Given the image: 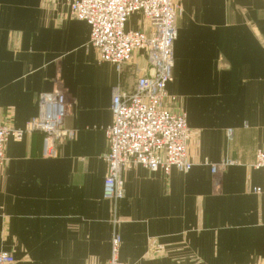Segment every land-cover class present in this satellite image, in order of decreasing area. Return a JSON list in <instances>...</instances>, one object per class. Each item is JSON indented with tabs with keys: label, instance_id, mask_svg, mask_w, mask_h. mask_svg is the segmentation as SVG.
Segmentation results:
<instances>
[{
	"label": "crops",
	"instance_id": "0c3cea01",
	"mask_svg": "<svg viewBox=\"0 0 264 264\" xmlns=\"http://www.w3.org/2000/svg\"><path fill=\"white\" fill-rule=\"evenodd\" d=\"M69 0H0V123L23 129L61 89L73 136L44 157L43 135L4 144L0 253L12 264H106L114 231L123 264H264V1L177 0L166 91L190 131L188 172L124 169L120 221L103 199L115 88L149 74L145 53L118 73L88 45ZM128 30H148L141 15ZM231 131V136H227ZM232 164L212 175L211 166Z\"/></svg>",
	"mask_w": 264,
	"mask_h": 264
},
{
	"label": "built area",
	"instance_id": "2783aa9c",
	"mask_svg": "<svg viewBox=\"0 0 264 264\" xmlns=\"http://www.w3.org/2000/svg\"><path fill=\"white\" fill-rule=\"evenodd\" d=\"M68 9L71 17L89 26L88 45L96 50L99 61L111 63L120 73L132 54L141 51L150 67L148 75L136 78L132 89L115 88L112 95V123L105 129L102 197L113 204L112 224L116 226L120 223L117 204L123 198L124 169L140 166L168 174L172 169L185 173L192 167L187 159L190 131L185 114L176 108L177 98L166 91L181 9L177 0H69ZM135 14L148 24L147 31L126 29ZM67 110L65 93L55 88L41 96L38 116L23 129L0 123V171L5 166L3 151L8 138L20 140L25 134L39 132L43 135V156L55 157L57 146L73 136L62 127ZM230 164L212 165V175ZM254 167L264 174V149L257 150ZM253 191L264 194V188ZM119 244L120 237L114 231L106 264H123L118 259ZM12 263L11 255L0 253V264Z\"/></svg>",
	"mask_w": 264,
	"mask_h": 264
},
{
	"label": "rangeland",
	"instance_id": "374dc122",
	"mask_svg": "<svg viewBox=\"0 0 264 264\" xmlns=\"http://www.w3.org/2000/svg\"><path fill=\"white\" fill-rule=\"evenodd\" d=\"M70 15V14H69Z\"/></svg>",
	"mask_w": 264,
	"mask_h": 264
}]
</instances>
